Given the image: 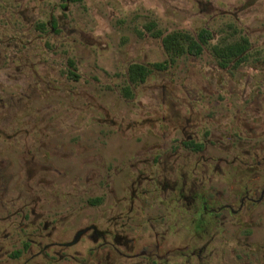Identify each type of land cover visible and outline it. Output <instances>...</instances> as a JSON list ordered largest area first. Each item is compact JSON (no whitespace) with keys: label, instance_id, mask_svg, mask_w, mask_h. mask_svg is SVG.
<instances>
[{"label":"rangeland","instance_id":"obj_1","mask_svg":"<svg viewBox=\"0 0 264 264\" xmlns=\"http://www.w3.org/2000/svg\"><path fill=\"white\" fill-rule=\"evenodd\" d=\"M150 23L209 28L212 43L246 35L249 60L223 68L208 46L128 95L131 63L168 58ZM188 139L238 178L264 163V0H0V216L129 199L140 158L183 161ZM143 188L162 197L155 181ZM241 219L235 263L264 264V207Z\"/></svg>","mask_w":264,"mask_h":264},{"label":"flooded vegetation","instance_id":"obj_2","mask_svg":"<svg viewBox=\"0 0 264 264\" xmlns=\"http://www.w3.org/2000/svg\"><path fill=\"white\" fill-rule=\"evenodd\" d=\"M188 143L180 147L195 156L183 161L161 154L140 158L129 199L104 206L99 195L65 213L29 207L22 220L0 216V264H236L238 221L264 207V163L238 178L222 167V158L212 162L205 144L197 151ZM152 181L160 187L159 201L143 188ZM68 221L73 226L65 230Z\"/></svg>","mask_w":264,"mask_h":264},{"label":"trees","instance_id":"obj_3","mask_svg":"<svg viewBox=\"0 0 264 264\" xmlns=\"http://www.w3.org/2000/svg\"><path fill=\"white\" fill-rule=\"evenodd\" d=\"M147 28L153 36L161 38L168 58L151 64L131 63L128 67L129 83L123 88L128 95L132 94L131 86L145 82L154 69H167L181 56L201 55L208 46L223 68L245 63L251 54L252 43L246 35L235 40L212 43L214 33L209 28H202L196 35L181 30L164 33L161 29H155L154 23L148 24ZM71 63L73 64V62ZM74 75L77 76L75 73ZM198 147H202V144H199Z\"/></svg>","mask_w":264,"mask_h":264}]
</instances>
